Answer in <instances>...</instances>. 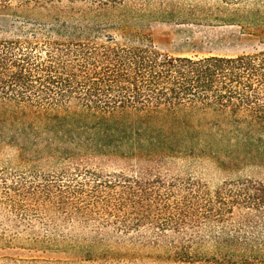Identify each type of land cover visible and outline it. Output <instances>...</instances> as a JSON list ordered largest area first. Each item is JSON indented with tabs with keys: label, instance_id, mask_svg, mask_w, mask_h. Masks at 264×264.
<instances>
[{
	"label": "trees",
	"instance_id": "trees-1",
	"mask_svg": "<svg viewBox=\"0 0 264 264\" xmlns=\"http://www.w3.org/2000/svg\"><path fill=\"white\" fill-rule=\"evenodd\" d=\"M152 3L0 0L16 32L0 37V120L18 132L0 135V151L14 152L13 164L0 165L1 245L25 241L92 261L138 259L111 248L103 234L60 231L92 223L124 234L147 227L150 233L131 243L160 251L158 262L264 264L263 181L225 180L214 188L188 182L162 190L101 171L111 161L153 170L177 158L264 167V138L226 139L211 133L222 130L219 123H206L216 119L237 131L239 123L252 128L264 119V50L161 53L145 33L130 29L146 18L178 14ZM249 17L243 20H261ZM36 223L55 232L39 235Z\"/></svg>",
	"mask_w": 264,
	"mask_h": 264
},
{
	"label": "rangeland",
	"instance_id": "rangeland-1",
	"mask_svg": "<svg viewBox=\"0 0 264 264\" xmlns=\"http://www.w3.org/2000/svg\"><path fill=\"white\" fill-rule=\"evenodd\" d=\"M160 2L165 4H159ZM152 7L162 6L166 11L177 13L174 16L165 18H146L140 24L131 25L130 29L145 33L153 47L161 52L170 55L202 57L209 55L233 56L242 53H252L264 50V0H153ZM208 9L219 16L234 17L235 21L215 20L213 16L204 14L202 11ZM177 11V12H176ZM188 13V14H187ZM213 15V14H212ZM234 15V16H231ZM249 19L259 17L261 20L255 23L245 22L244 17ZM242 19V20H241ZM13 17L0 12V37L13 36L15 27ZM117 35L116 33H113ZM243 121V119H242ZM240 121V122H242ZM206 123L213 126L219 123L222 130L214 128L211 133L220 136L222 132L226 139L234 135L250 137L253 139L264 138V119H256L255 126L247 128L246 123L237 124L235 127L229 123L206 119ZM226 123V124H225ZM236 125V124H233ZM16 125L9 121L0 120V135L9 137L18 133ZM232 143L234 140H231ZM256 143V142H255ZM14 152L10 149L0 151V165L13 164ZM246 163H254L246 160ZM126 163L119 161L106 162L102 165L103 174L122 173L127 177L140 179V183L146 184L150 189H168L172 186L185 185L190 183H203L214 188L225 180L250 178L264 182V167L256 165H242L229 168H222L211 160H193L190 158H177L169 164L153 170H141L137 167L129 168ZM143 178H145L143 180ZM51 213L43 214V217ZM56 222H59L57 220ZM39 235L47 232H55L53 228H44L36 223L32 229ZM63 233L81 235L103 234L107 237L109 246L116 251L137 253L138 259L134 261H99L84 260L82 255L72 252L32 247L25 241H15L12 244H0V264H26L23 260L39 259L37 264H172L158 262L156 255L160 251L151 250L148 246H139L131 243L135 235H144L150 231L147 227H139L136 230L124 231L116 227H97L92 223L89 226L61 227ZM168 234L171 232L168 231ZM167 240L170 238H166ZM13 259L10 261L9 259Z\"/></svg>",
	"mask_w": 264,
	"mask_h": 264
}]
</instances>
